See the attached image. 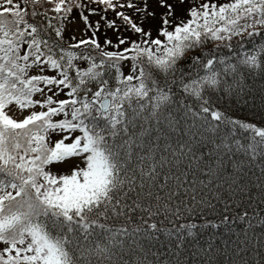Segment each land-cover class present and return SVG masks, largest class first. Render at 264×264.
<instances>
[{"label": "snow or ice", "instance_id": "6c2138e0", "mask_svg": "<svg viewBox=\"0 0 264 264\" xmlns=\"http://www.w3.org/2000/svg\"><path fill=\"white\" fill-rule=\"evenodd\" d=\"M24 2L33 9L0 0V264H133L131 256L145 252L141 238L151 241L165 232L180 247L185 234L194 235L195 223L165 230L149 222L161 209L169 210L173 199H197L196 180L180 169L185 161L216 177L223 157L239 154L259 161L264 172V127L215 106L224 98L247 103L246 77L264 79V0H91L115 12L141 38L119 39L117 48L128 45L120 51H104L95 39L65 47L62 27L28 19L47 18V10H35L37 4L53 5L63 18L73 5H86ZM80 15L91 27L88 16ZM107 26L116 28V22ZM245 36L252 47L241 42L234 50L233 38ZM81 45L98 50V57L73 50ZM222 48L230 55H221ZM61 93L67 98L57 99ZM14 109L28 114L14 119L9 114ZM170 132L182 135L173 143ZM205 141L212 145L215 167L201 152ZM66 163L74 165L69 172L52 170ZM242 164L234 160L229 174L237 177L229 187L240 193L246 191L239 178ZM199 183L207 188L212 179ZM138 213L148 218L135 224ZM254 215L264 231V215ZM248 216L238 214L241 221ZM120 219L135 226L109 223ZM247 222L255 231L257 225ZM259 246L255 264H264V235ZM145 261L147 255L137 257V264Z\"/></svg>", "mask_w": 264, "mask_h": 264}, {"label": "trees", "instance_id": "16d2710c", "mask_svg": "<svg viewBox=\"0 0 264 264\" xmlns=\"http://www.w3.org/2000/svg\"><path fill=\"white\" fill-rule=\"evenodd\" d=\"M15 2L29 11L34 7L30 3L25 4L24 0H15ZM76 2L86 5V7L81 9L73 5V10L67 14V18H63L65 16L63 12L56 13L52 11L53 5L51 4H37L35 5V10L41 13L47 10V18L43 16H37L35 19L28 17L29 22L40 21L47 25L50 21L54 27H62L65 47L81 40L95 39L104 51H120L128 45H121L120 48H117L116 45L119 43V39L124 38L128 41H139L141 39L138 34H134L130 28L124 25L112 10H105L103 5L94 4L91 0H76ZM124 2L125 0H121V3ZM200 2H203V0H200ZM218 2L223 3L227 2V0H218ZM149 3L152 4V0H149ZM90 9H95V14L90 12ZM81 11L88 16L91 27L86 25L81 18ZM117 11H124L135 19V14L127 9L118 8ZM101 17H104V19ZM113 20L116 22V28H109L107 22ZM76 21L81 25L84 35L81 33L76 34L67 27L71 25L66 23L71 24ZM97 22H99L98 29H96ZM93 32H95V35H93ZM153 36H155V32ZM73 37L75 39H72ZM256 39L259 41V38ZM106 41H111V44L105 43ZM241 42L245 44V49L252 47L248 43L246 36L243 40L240 37H234L231 41L234 50H238V45ZM208 47L212 48L214 44L210 43ZM73 50L78 52L87 50L98 57V50H94L87 45H81L80 49ZM219 52L221 55H230L227 48H222ZM80 63L81 66H86V62L81 61ZM128 71L129 65L126 64L124 67L125 74H128ZM32 74L37 73L32 71ZM45 74L55 75L52 71H47ZM246 79L248 81V89L251 90V97L246 98L248 99L247 103H235L228 98H224L217 101L215 106L234 119L264 127V101L261 99L264 96V79H261L259 75L247 76ZM66 98L64 93L57 97V99ZM181 127L183 128V125ZM169 135L174 143L181 137L182 133L170 132ZM59 138V136L55 135L52 137L53 140ZM211 147L212 145L205 141L201 152L206 154L205 159L212 161L215 167L216 156L209 154ZM234 160H243L242 171L239 173V178L242 179L243 184L246 186V191L243 193H240L235 185L231 188L229 187L232 179L237 178L229 175L234 171ZM258 164L259 161L250 163L239 154L231 158L225 156L223 157V170L216 177H208L204 173L196 171L195 168H188L187 161L181 164L180 169L187 171L190 178L197 182V199L195 201L191 200L190 195L183 196L178 200L173 199L170 202L169 210L161 209L160 214L153 216L149 222H155L159 228L165 230H174L179 225L189 222L197 224L198 227L193 229V236L185 234V239L180 247H177L178 241L175 235L169 236L165 232L157 233L158 239L151 241L141 238L140 243L144 245L145 252H137L132 255L133 264H137V257L140 260H144L145 255H147L145 264H242L241 257H243V260L248 261L249 264H255V261L259 259L256 252L262 250L259 246V239L264 235V231L257 225L259 216L254 215V213L264 215V172L261 171V167H258ZM163 171L167 172L168 169L165 168ZM206 171L207 169L205 168ZM193 172H195L194 176L192 175ZM173 173L179 175L176 169H173ZM208 179H212V184L207 188L199 183L201 180L207 182ZM174 183V181L170 182L169 187H173ZM249 197H251V200H249ZM177 209H179L178 215L176 214ZM243 211H248L249 216L247 220L241 221L238 218V214ZM141 216L144 219L148 218L146 215L138 213L135 224L141 222ZM224 216L229 217V219L221 223ZM248 220H251L253 225H257L255 231L249 228ZM207 221L219 226L215 228L211 226L204 227L203 225ZM109 223H113L115 227L125 225L131 228L135 226V224L128 223L123 219L115 222L109 221ZM246 233L247 236L245 235ZM245 241L248 242L245 243ZM148 249H150L151 253H156L157 255L150 254Z\"/></svg>", "mask_w": 264, "mask_h": 264}, {"label": "rangeland", "instance_id": "374dc122", "mask_svg": "<svg viewBox=\"0 0 264 264\" xmlns=\"http://www.w3.org/2000/svg\"><path fill=\"white\" fill-rule=\"evenodd\" d=\"M67 25H71V26H67L70 31L76 33V34H83L84 35V31L83 29L81 28V25L76 21V22H73V23H66ZM34 73H37V70H33ZM50 94V93H49ZM36 111H40L41 109L39 108H36L35 109ZM10 115L13 116L14 119H23L24 116H26L28 114V111H24V112H21L19 109H14L12 112L9 113ZM74 166L72 164H61V165H54L52 170L54 172H69L71 170V167Z\"/></svg>", "mask_w": 264, "mask_h": 264}]
</instances>
